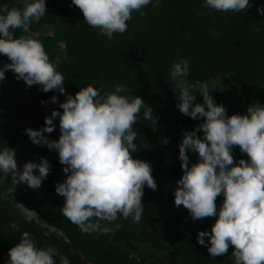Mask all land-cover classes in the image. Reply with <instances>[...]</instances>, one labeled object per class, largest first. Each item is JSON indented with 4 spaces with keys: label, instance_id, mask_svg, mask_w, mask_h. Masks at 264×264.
<instances>
[{
    "label": "clouds",
    "instance_id": "clouds-1",
    "mask_svg": "<svg viewBox=\"0 0 264 264\" xmlns=\"http://www.w3.org/2000/svg\"><path fill=\"white\" fill-rule=\"evenodd\" d=\"M19 2L23 7L0 4V55L10 61L0 67V82L11 70L28 87L65 95L63 102H58L56 95L50 97L62 111L53 109L39 129H24L33 144L56 151L65 166L66 179L55 184L56 193L64 197L62 215L88 234L107 235L108 225L117 220L118 214L140 222L145 214V186L155 191L157 184L151 162L133 157L138 151L133 143L138 136L133 124L139 120L141 109L144 120L156 119L153 108L140 96L132 95L127 84H117L110 92L88 84L74 95L67 93L63 74L35 38L37 34L15 37L13 32L39 22L46 14V0ZM159 3L71 0L70 6L78 7L88 25L112 39L114 33L127 31L134 11L144 16L145 6ZM203 5L209 10L234 13L252 7L250 0H203ZM257 11L264 15V5ZM169 73L178 100L176 107L183 115L201 121L193 130L182 132L179 160L183 174L175 182L174 204L187 209L193 221L216 217L210 232L198 231L196 236L197 243L212 257L226 254L231 245L234 264H264V103L254 101L243 114L228 115L225 106L210 95L213 87L208 82L197 86L186 79L188 59L174 61ZM197 92L202 95V103L196 102ZM57 119L60 135L50 140L45 134L57 128ZM234 146H239L248 159L234 161ZM188 153L197 154L198 161L191 163ZM49 173L46 158L19 167L16 150L7 145L0 148V183L11 176L15 189L19 184L37 189ZM219 196L223 201L217 208ZM12 228L19 230L16 224ZM8 257L4 264H70L56 247H38L27 231L9 249Z\"/></svg>",
    "mask_w": 264,
    "mask_h": 264
},
{
    "label": "trees",
    "instance_id": "trees-1",
    "mask_svg": "<svg viewBox=\"0 0 264 264\" xmlns=\"http://www.w3.org/2000/svg\"><path fill=\"white\" fill-rule=\"evenodd\" d=\"M250 4L252 7L234 13L209 10L203 0H160L155 7L145 6L144 16L134 11L127 22V31L114 33L109 39L84 21L79 8L70 6L71 0H59L54 11L28 25L35 32L46 24L54 25L55 34L49 39L43 38L44 48L60 39L66 43L67 60L55 66L65 78L67 93L74 95L88 84L109 92L117 84H127L132 95L140 96L153 108L156 119L144 120L141 109L139 120L133 124L138 133L133 141L138 151L133 157L151 162L157 189L153 191L145 186L142 197L145 214L140 222L118 214L114 222L127 233L139 234L148 207L173 196L175 182L183 174L179 160L182 132L193 130L201 122L183 115L176 107L178 100L169 73L174 61L188 59L186 79L192 84L226 77L234 94L233 104L226 108L228 115L243 114L254 101L264 103V15L257 11L264 0H250ZM4 60L8 58L4 56ZM12 76L0 82V148L7 145L15 149L19 167L46 158L50 173L37 189L26 184H19L15 189L11 176L0 183V264L8 260L9 249L19 243L25 231L38 247H56L70 259V264H141L130 251L111 240V231L107 235L84 233L62 215L64 197L56 193L55 184L63 182L66 173L58 154L47 146L33 144L24 129H39L53 109L62 111L59 103L50 102V97L56 95L58 102H63L65 95L58 91L45 93L37 86L28 87L14 73ZM196 102L202 103L197 93ZM25 104L30 107L26 109ZM18 108L28 114L18 113L15 118L13 111ZM54 123L57 128L45 134L50 140L60 135L58 119ZM164 139L168 143H163ZM188 155L191 163L198 161L197 154ZM233 156L234 160L243 156L239 146H234ZM34 173L38 174L35 170ZM19 204L31 205L40 220L49 225L4 211L8 206ZM215 219L193 221L187 209L173 202L163 237L178 249L175 264H234L231 256L234 246L230 245L226 254L212 257L205 246L197 243L198 231L210 232ZM13 224L18 231L12 228ZM55 259L59 262V257Z\"/></svg>",
    "mask_w": 264,
    "mask_h": 264
},
{
    "label": "rangeland",
    "instance_id": "rangeland-1",
    "mask_svg": "<svg viewBox=\"0 0 264 264\" xmlns=\"http://www.w3.org/2000/svg\"><path fill=\"white\" fill-rule=\"evenodd\" d=\"M58 1L59 0H46V13L54 11L58 6ZM4 3H7L10 7H23L19 0H0V4ZM13 32L15 37L27 34H37L35 38L42 42L44 40L43 38L49 39L55 34V28L53 24H46L39 32L33 31L30 26L15 29L13 30ZM52 43V46H48L44 49L49 55L50 61L54 65L56 64L60 66L62 62H65L67 60L66 43L61 39L58 41L56 40ZM1 56L2 55H0V59L2 61H0V67H3L4 63H10L9 60H4V55L2 57ZM12 75L13 72L11 70L7 71L5 73V80L13 77ZM203 81L208 82L210 86L213 87V90L210 91V95L213 96L216 103H222L225 108H229L233 104L234 94L230 87V82L226 77L219 76ZM200 82L202 81H198L196 85L198 86ZM197 94L202 97L199 92H197ZM25 105L26 109L28 108V106L30 107L29 104ZM18 113H20L21 116H26V113L28 114V112L26 111L21 112L18 108L17 111H13L15 118H17L16 115ZM241 158L247 160V154L243 153V156ZM62 166L63 168L65 167L64 165ZM173 202L174 195L168 200L149 206L142 229L137 235L127 233L121 226L118 225V223H115L113 221L111 224H109L111 231V240L130 251L131 255L138 259L141 264H175L178 249L167 243L163 237L169 208L172 206ZM216 204L217 208H219V206L222 204L221 196L217 197ZM20 205H22L23 207ZM20 205L8 206L4 208V211L10 215L21 216L27 219H37L39 222L41 221L38 214L31 205ZM29 210L34 211L35 213H32ZM56 219H58V216ZM62 221L63 220L61 218V222ZM41 222L44 223V221ZM44 225L49 224H46L45 222ZM52 230H55V228L53 227ZM64 238L70 240V238L66 236H64Z\"/></svg>",
    "mask_w": 264,
    "mask_h": 264
}]
</instances>
